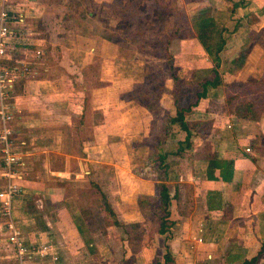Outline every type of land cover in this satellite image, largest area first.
Returning a JSON list of instances; mask_svg holds the SVG:
<instances>
[{"label": "crops", "instance_id": "crops-1", "mask_svg": "<svg viewBox=\"0 0 264 264\" xmlns=\"http://www.w3.org/2000/svg\"><path fill=\"white\" fill-rule=\"evenodd\" d=\"M91 1L100 9L94 16L89 12L86 18L95 30H101H96L98 36L110 44L102 35L101 18L103 8L112 15L106 6L111 0ZM193 5L203 6L198 16L212 15L222 21L227 27L222 36L231 39L239 30L249 37L264 25V0H201ZM67 7L66 0H0V8L21 17L20 22L12 24L17 35L27 36L28 32L34 37L28 47L18 41V49L11 53L13 58L31 60L39 44L44 49L42 60L33 66L37 74L20 82L15 91L20 113L12 130L21 144L18 150L23 167L19 177L6 178L0 158V188L8 180L23 188L22 195L13 201L12 221L33 253L19 261L7 240L6 220L0 216V264H264V112L255 118L246 108L239 112L223 110L224 95L220 96L219 90L211 91L186 113L192 135L190 146L181 149L179 142L184 141L186 131L177 124L161 135L163 117L174 116L176 110V88L168 78L157 112L120 98V88L111 92L110 86L108 99L104 97L105 109L95 112L100 108L93 104L90 110L109 121L116 109L117 115L131 113L129 120L119 132H113L119 128L117 120L115 127L110 121L109 129L98 122L94 129L87 130L85 124L77 131L76 120L84 113L86 101L83 74L80 70L74 75L72 70H78L79 64L93 63L94 57H89L92 52L56 42L64 37L60 25L71 20ZM102 19L114 22L113 17ZM184 42L192 43L184 49L188 59L200 63L197 68L212 66L196 38ZM171 45L169 51L176 59ZM72 52L81 53L78 66L65 59L60 63L63 53ZM170 84L173 89L169 94ZM61 86H66L65 93ZM161 155H165L163 161ZM212 161L222 167L210 171ZM103 167L111 168V176L104 174ZM208 171L214 177L208 178ZM78 172L83 173L80 183L89 177L110 188L108 193L103 191L110 198L118 225L112 222L104 228V234L94 232L80 217L71 186L78 182ZM162 179L172 197L169 227L162 234L154 232L149 240L135 239L128 228L142 227L145 206L140 207L139 199L147 205L153 199L158 201ZM42 246L47 250L39 254Z\"/></svg>", "mask_w": 264, "mask_h": 264}, {"label": "rangeland", "instance_id": "rangeland-1", "mask_svg": "<svg viewBox=\"0 0 264 264\" xmlns=\"http://www.w3.org/2000/svg\"><path fill=\"white\" fill-rule=\"evenodd\" d=\"M77 1L66 0L68 6L66 11L67 13H69L71 20L67 24H65V26L60 25L59 30L60 33L64 32V37L63 38L60 37L56 39V42L61 43V45L66 46L67 48H72L76 50L77 49L85 50L88 51V53L92 52V54H89L91 55L89 57L91 58L92 56L94 57L93 63L88 65L89 67H87V65L81 67V65L83 64L81 65L79 64L81 68L79 67L78 70L76 69L72 70V73L74 75L78 74L80 70L82 71V74L83 72L88 73L89 75L88 79H84V81L87 84L86 87L83 86L84 96L89 97L90 104L92 106L93 104H97L98 108H100V109H96L95 112H97V110L101 111V109L102 110L105 109L104 97L107 98L108 87L111 86L110 89L111 92H115L117 89L120 88L119 96L122 97V94L126 93V91L123 92L121 88L122 89L129 88V90H131L134 87L133 83L140 82L141 80H143L141 77L143 65L144 64L150 65L157 61L159 62L160 59L148 53L140 52V50L136 48L137 46H134V44L129 45L126 44L125 42H121L120 40L122 39V37H124L123 32L118 33L117 42H111L106 39L108 42H110V44L114 45L112 47H114L115 50H113L110 44L103 41L99 37L100 35L97 33V31H101V30L96 28L97 30L96 31L95 28L93 27V24L89 23L87 18L80 15L82 13L77 5ZM102 1H106V0H101V2ZM182 2L184 8L188 12L189 17L191 18H195L196 16H198L197 13L203 11L202 10L203 6L199 5V7L197 8L194 7L193 4H195L196 2L190 0H182ZM98 8L100 9L99 6ZM102 11H103L102 14L103 17H107V16H109V18L113 17L108 9L106 10L105 8H103ZM216 18L217 20L221 21L220 17L217 16ZM221 23L223 22L221 21ZM109 25L113 26L114 22L113 21L110 22ZM109 34L110 31L104 28V30L102 31L103 37L105 36L107 37V35ZM249 34L250 36L248 37L245 31L240 32L239 30L236 33L235 39L225 37V35L222 36V34L220 33L214 34V42L220 43L221 41L222 42L224 41L223 43L224 48L220 51L222 63L221 66L219 67V72H221L224 81L227 82L228 85H230V87H227L229 90L226 89V93L232 90L233 87H235V89H233L234 91L232 92L237 94L238 92H240V86L239 85L234 86L233 84L241 83L245 81L248 77H259L261 73L264 72V34H262L261 31L259 32L255 31L254 33L250 32ZM174 40L171 42L172 43L171 49L176 52L178 57L175 59V64L176 66L179 67V72L183 77L184 83L182 87L183 89H185L186 93L188 92L186 96L179 95L180 102L187 104L188 102L194 101L195 92L200 89L199 84L196 82L197 79L198 81H200L199 77L202 78L205 76L207 77L213 76V73H210V68L213 67V63L211 62L212 66L208 68L209 70L204 71L200 67L197 68V66L200 63L197 61L195 63L192 62V59H188L187 57L188 54L184 49V47L188 48L193 46L192 43L184 42V40L187 39H182L183 41H174ZM235 41L237 42L235 43ZM238 53H242L243 57L241 58L242 60L239 62V65L233 68V65L229 64L230 59L232 58V56L234 57ZM77 55L78 54H74V52H72V54L69 55H65L63 53L64 57H60L61 58L60 63L63 62V60L65 59L68 63H72L71 61H73V63H75L78 66L77 59L79 57L82 60V57H81V53L78 56ZM82 55L84 56L85 54ZM208 60L210 61L209 58ZM204 63H206V61ZM222 65L226 66V70L227 68H229V66L232 67L233 72H231L230 74L223 73ZM200 70H202V74L199 73ZM192 78L194 79V81L190 83L189 81H191ZM109 81H111V84L114 81L113 85H110ZM61 87H62V91L65 93L66 86H61ZM78 87L79 86H77V88ZM169 89L170 91L167 92L170 94V92L173 89L172 84H170ZM218 92L220 96L224 95L223 101L225 104L222 107L223 110L227 109L229 111L234 109L235 111L238 110L245 111L244 110L245 107L239 102L240 99L239 100L235 99L231 104L228 105V103L226 102V93L223 92L222 88H220ZM165 94H166L165 97L168 98V94L167 93ZM246 97H256V95L249 93L248 96ZM173 98H174V92H173ZM113 111H114L113 113L114 115L112 114L113 119L110 120L109 118L108 121L106 116H104L103 119L101 118L102 116H100V113H97V115H95L94 112L90 110V108H88L86 129L87 130L94 129V127L98 124V122L100 125H103V127H105L104 129H109L108 125L110 124V121H112L111 124H113V127H115L114 124H116V120H117V127L119 128L113 129V132L116 131L119 132L121 129V125L126 124V122L129 120L128 118H130L131 113L130 114L121 113V115L118 113L117 115V110L113 109ZM133 117L134 118L136 117L135 114ZM102 119L104 121H102ZM105 122L107 123L106 125L104 124ZM88 125H90L91 127ZM102 169L105 171L104 174L108 173L107 176H111V168L103 167ZM82 174H83L82 172H78V174L76 175L77 178H75V180L77 179L78 181V179L81 178ZM87 179H86L87 181H84L82 183H80L79 181L74 182L73 184L71 183L72 191L74 189V194L78 199V206L76 207L79 208V214L81 215L80 217L83 218L82 220L85 219L94 232L104 234V228L112 224V222H114V219H116V216H112L109 214L107 210H104V205H103L104 203L101 195V193H103L106 197L105 200H107L108 203H110L109 202L110 198L106 194L108 193L107 190L109 191L110 188L105 187V184L103 183L96 184L94 181H91L89 177ZM103 189L106 193L103 191ZM147 204L148 202L147 203L145 202L143 204V206H145L144 207L145 214L143 215L141 229L139 228L140 224L128 228L129 229L128 234L135 239L139 238V240H141L146 238L147 240H149L148 233L150 234L151 227L154 226L158 221L157 201L153 199L152 203L151 202L149 203L150 205ZM134 245L137 249L138 246L136 244ZM106 264H113V263L107 261Z\"/></svg>", "mask_w": 264, "mask_h": 264}, {"label": "trees", "instance_id": "trees-1", "mask_svg": "<svg viewBox=\"0 0 264 264\" xmlns=\"http://www.w3.org/2000/svg\"><path fill=\"white\" fill-rule=\"evenodd\" d=\"M190 1L199 2L201 0ZM77 5L82 13L80 15L85 18L89 12H92L94 16L98 11L97 9H99L97 4L93 3L91 0H78ZM106 6L111 10L115 23L113 26H110L107 19L101 18L104 28L110 31V34L104 37L105 39L111 42H117L118 33L123 32L124 37L120 40L121 42H125L129 45L134 44L140 52L148 53L160 59L159 62L157 61L150 65L144 64L141 74L143 80L134 83V87L126 91V93H123L120 98L126 101H133L147 110L157 112L159 110V99L164 91L165 80L168 78L172 79L176 88V92L174 93L176 110L174 116L166 114L163 117L164 122L161 126V135L164 136L168 134L171 126L177 124L182 130L186 131V137L184 141L179 142V147L181 149L182 147H189L192 133L185 120L186 113L190 111L192 106L197 104L200 98L206 97L211 91H217L222 88L223 92L226 93L227 87H230V85L224 81L221 72H219V67L222 63L220 51L223 49L224 41L220 43L214 42V34H222L227 27L223 25V23L216 21L212 15L203 14L195 18L189 17L182 0H111ZM259 31L264 34V25ZM189 38H196L208 55V58L213 63V67L210 68V73H213V76L199 77L200 81L196 78V82L200 86V89L195 92L196 99L185 104L180 102L179 95L186 96L188 92L186 93L185 89L182 87L184 83L183 77L179 72V67L175 64L173 54L169 51V46L174 39ZM242 57L243 54L238 53L235 57L230 59L229 64L233 65V68H235L239 65ZM6 64L11 65L13 62H6ZM87 67L89 66L87 65ZM222 68L223 73L230 74L233 72V68L230 66L227 70L225 65H222ZM203 70L209 69L206 68ZM199 73L202 74V70H200ZM88 77V73L83 72V78L88 79ZM248 78L241 83L233 84L234 86H240V92L237 94L233 93L232 91L235 89V87H233L232 90L226 93V102L229 105L235 99H240L239 102L246 110L252 112L254 117L257 118L259 114L264 112V72H262L259 77ZM194 79L192 78L189 82L192 83ZM22 82L23 81H21V83ZM81 84L85 87L87 85L84 80ZM77 85L79 86V84ZM249 93L255 94L256 97H246ZM85 101L83 108L84 113L81 115L80 119L76 121L77 131H80V128L86 124L87 117L85 111L91 108L89 97H85ZM88 137L91 138L92 134H88ZM164 158L165 155H161L162 161ZM212 162V164L210 162L209 166L210 171L213 170V167H222L219 163ZM225 165L227 167V164ZM209 177L214 176L208 171V178ZM164 180L165 179H162L160 181L158 187V221L151 227L150 234L148 233L149 239L152 238L154 232L160 234L164 233L170 224L168 216L172 197L169 194L168 185ZM101 195L103 198L104 210H107L110 215L114 216L108 201L105 200V195L103 193H101ZM144 203L145 200L140 198V207L143 206ZM114 223L118 225L116 219H114Z\"/></svg>", "mask_w": 264, "mask_h": 264}, {"label": "built area", "instance_id": "built-area-1", "mask_svg": "<svg viewBox=\"0 0 264 264\" xmlns=\"http://www.w3.org/2000/svg\"><path fill=\"white\" fill-rule=\"evenodd\" d=\"M20 21L19 14L0 8V158L6 169L4 176L8 179L19 177L23 167L22 154L18 150L21 144L16 142L12 130L15 116L20 113V108L14 101L15 91L21 81H27L37 74L33 66L42 60L44 54L43 45L39 44L38 48L34 49L31 60L13 58L11 53L18 49V41L28 47L34 40L28 32L27 36L17 35L12 24ZM39 40L41 41L40 38ZM6 62L13 64L8 65ZM22 193L21 185L11 180L0 188V216L6 220L7 240L13 245L19 261L33 253L26 246L22 233L12 221L13 201ZM46 250L47 247L42 246L38 253L44 254Z\"/></svg>", "mask_w": 264, "mask_h": 264}]
</instances>
